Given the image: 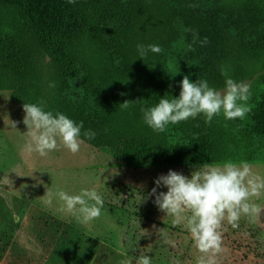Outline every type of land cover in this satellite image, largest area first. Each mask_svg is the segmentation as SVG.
I'll return each mask as SVG.
<instances>
[{"label":"trees","instance_id":"trees-1","mask_svg":"<svg viewBox=\"0 0 264 264\" xmlns=\"http://www.w3.org/2000/svg\"><path fill=\"white\" fill-rule=\"evenodd\" d=\"M222 22L221 37L207 33L212 25L219 30ZM138 44L159 45L162 52L142 59ZM200 60L207 64L198 79L215 89L225 85L222 68L239 75V67L264 61V0H0V75L10 82L15 101L23 105L21 93L33 92L38 103H48L64 88L63 114L82 121V133H96L87 140L118 142L112 144L118 157L138 167L213 163L229 153L228 147L237 148L227 138L234 122L223 115L210 125L202 115L183 121L188 131L193 126L205 130L192 141L176 137L182 131L178 125L156 133L143 121L141 108L154 106L167 90L176 91L178 72ZM77 66L85 75L88 110L74 107L70 84ZM125 101L133 102L119 107ZM251 116L264 140V89ZM244 222L238 228L223 225L218 264H242L245 258L264 264L260 228ZM192 252L196 264L199 253Z\"/></svg>","mask_w":264,"mask_h":264},{"label":"rangeland","instance_id":"rangeland-1","mask_svg":"<svg viewBox=\"0 0 264 264\" xmlns=\"http://www.w3.org/2000/svg\"><path fill=\"white\" fill-rule=\"evenodd\" d=\"M224 25L225 22L220 23L219 30L213 29L212 25L207 33L219 38L225 31ZM205 64L207 62L200 60L187 71L180 70L179 80L188 76L196 81L204 74L200 68L204 69ZM246 66L239 67V75L234 72L228 77L236 75L237 82L250 85L248 105L254 108L263 95L264 61ZM72 68L77 73L70 84L74 107L76 111L88 110L90 96L85 88V75L81 67ZM173 68V71L179 70L177 65ZM9 83L0 75V264H120L121 261L135 264L141 254L150 256L152 264L194 263V246L189 233L182 226L173 225L172 217L159 211L153 203L154 197H149L148 193L155 187L154 181L159 175L167 174L169 170L190 175L203 163L138 167L118 157L112 145L118 146V142L106 141L100 145L83 135V143L76 154L62 146L46 157L27 154L22 150L27 131L22 122L23 105L15 101ZM64 84L69 85L66 79ZM179 84L176 91L167 90L163 97L178 96ZM66 91L60 88L53 101L44 103V109L63 113ZM21 95L22 102L38 103L33 92ZM251 117L250 111L244 119L233 120L227 138L233 141L231 144L236 143L237 148L228 147L229 153L217 162L247 161L254 173L264 177V140ZM177 125L182 131L176 137L184 140L192 141L205 131L201 126H193V130L188 131L184 129L183 121ZM46 187L73 195L81 189L94 188L104 201L101 216L87 224L77 223L71 215L60 211L58 200L54 199L50 206L42 202ZM253 202L261 208L259 216L254 222L247 217L240 221L258 225L260 233L257 235L264 240V192L253 198ZM146 230L150 235H143ZM176 254L180 256L175 258ZM247 259L242 264L263 263L261 260L252 263Z\"/></svg>","mask_w":264,"mask_h":264},{"label":"clouds","instance_id":"clouds-1","mask_svg":"<svg viewBox=\"0 0 264 264\" xmlns=\"http://www.w3.org/2000/svg\"><path fill=\"white\" fill-rule=\"evenodd\" d=\"M67 2L75 4L76 0ZM197 41L198 35L194 33L193 43ZM199 42L203 46L207 38ZM149 52L159 54L162 49L155 44L137 45L140 58L144 59ZM221 75L226 78L223 90L210 87L207 80L192 81L184 76L178 96H164L154 106L141 108L144 123L154 132L163 133L168 125L201 115L209 125L220 115L226 120L244 119L251 111L248 105L250 85L229 78L223 68ZM131 102L125 101L119 107L126 109ZM22 107L25 113L22 122L27 127L22 150L27 154L46 157L60 146L76 154L83 143L81 135L95 138L96 133L92 130L82 133V121L77 123L61 112L46 111L43 101L24 103ZM12 126L16 127V123L12 122ZM154 184L148 196L154 197L153 203L159 211L172 217L173 225L182 226L189 233L199 253L196 264H218V257L224 252L222 229L225 223L238 228L242 217L254 222L261 212L253 198L264 192V177L254 173L247 161L228 159L203 163L197 165L190 175L169 170L167 174L159 175ZM54 199L58 200L60 211L71 215L80 224L90 223L102 214L104 201L94 188L81 189L73 195L46 187L42 202L50 206ZM143 235L150 233L146 230ZM120 264L129 262L121 261ZM135 264H152V260L141 254Z\"/></svg>","mask_w":264,"mask_h":264}]
</instances>
